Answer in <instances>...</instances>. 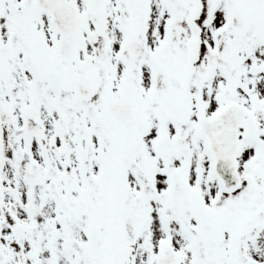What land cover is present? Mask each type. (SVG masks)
Returning a JSON list of instances; mask_svg holds the SVG:
<instances>
[{
  "label": "snow or ice",
  "instance_id": "obj_1",
  "mask_svg": "<svg viewBox=\"0 0 264 264\" xmlns=\"http://www.w3.org/2000/svg\"><path fill=\"white\" fill-rule=\"evenodd\" d=\"M0 264H264V0H0Z\"/></svg>",
  "mask_w": 264,
  "mask_h": 264
}]
</instances>
